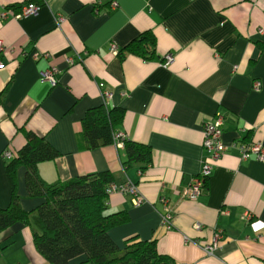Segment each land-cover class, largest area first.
Wrapping results in <instances>:
<instances>
[{
	"label": "crops",
	"instance_id": "1",
	"mask_svg": "<svg viewBox=\"0 0 264 264\" xmlns=\"http://www.w3.org/2000/svg\"><path fill=\"white\" fill-rule=\"evenodd\" d=\"M29 3L37 14L14 17ZM96 6V0H0V206L12 195L2 153L17 154L33 132L60 153L39 164L45 183L108 171L116 185L136 187L137 194L108 197L107 212L128 217L109 230L120 248L137 237L155 241L176 264H264V161L244 160L239 149L264 143V0H101L99 11ZM4 10L10 15L2 17ZM145 32L156 38L152 60L126 49ZM168 53L175 59L165 66ZM50 68L54 84L42 78ZM104 88L112 92L106 102ZM102 105L124 109L117 131L147 145L151 162L125 163V149L114 141L86 147L82 120ZM217 116L230 149L215 161L201 194L187 198L185 188L210 159L204 125ZM26 171L18 168L17 192L31 222L0 234V264H51L34 243L43 199L29 195ZM163 198L171 227L163 223ZM217 231L219 246L208 253ZM10 236L14 242L2 249ZM84 259L74 263L89 264Z\"/></svg>",
	"mask_w": 264,
	"mask_h": 264
},
{
	"label": "trees",
	"instance_id": "2",
	"mask_svg": "<svg viewBox=\"0 0 264 264\" xmlns=\"http://www.w3.org/2000/svg\"><path fill=\"white\" fill-rule=\"evenodd\" d=\"M126 49L143 59L156 58V38L145 32ZM124 109H108L102 105L86 112L82 120V138L89 149L111 144L117 127L122 123ZM27 143L7 160V172L12 183L8 206H0V234L18 223L30 224V212L25 210L17 192V171L26 168V185L31 197H41L37 207L41 231L34 232V243L39 253L51 264H176L174 259L158 251L153 240L131 237L120 248L109 230L127 220L125 212L108 213V188L113 181L110 172L77 176L66 182L47 184L39 173V164L60 155L44 137L27 132ZM127 161L151 162V149L144 144L124 141ZM13 236L1 246L14 242Z\"/></svg>",
	"mask_w": 264,
	"mask_h": 264
},
{
	"label": "built area",
	"instance_id": "3",
	"mask_svg": "<svg viewBox=\"0 0 264 264\" xmlns=\"http://www.w3.org/2000/svg\"><path fill=\"white\" fill-rule=\"evenodd\" d=\"M97 6L95 7L96 11H99L98 5L101 4V0H96ZM39 7L33 3L26 4L22 6L21 11L17 13H12L14 17L16 18H22L30 15H35L38 13ZM10 15L9 10H4L1 13L2 17H7ZM62 18H60L59 21H61ZM3 48L2 44L0 43V49ZM112 52L114 54L119 53V46L116 43L112 44ZM175 59V56L173 53H168L165 58L163 64L165 66L172 63ZM69 61H72L70 58H68ZM2 66V62H0V67ZM56 69L50 68L44 72H42V78L44 80L50 81L52 84L56 83V75H55ZM261 87L260 81H256L254 84V88L258 90ZM103 98L105 102L107 99L112 97V92L108 88H104L102 91ZM223 118L222 116H217L213 120H210L205 123L204 125V141L203 145L205 149L210 154V159L207 161H204L202 164V167L199 171V173L194 176L191 184L185 188L183 192V196L191 199L197 198L202 192V189L204 188L205 182L207 181L208 177L210 176L214 166L215 161L219 160L229 149L230 146L227 145L224 142L223 139ZM127 139V136L124 132L118 131L114 135V142L119 147H124V141ZM239 149L241 153V158L246 160L251 158L252 156L260 161H264V143L262 141H250L248 143L239 144ZM2 157L4 159H11L13 157V153L10 151H6L2 153ZM108 192L114 193V192H122V193H133L137 194L136 187L131 183H126L121 186L116 185L114 182L110 184V187L108 188ZM162 203L164 206L165 214L163 215V223L166 224L168 227L172 226V209L171 206L166 199H162ZM247 218L251 217V214L248 213L246 215ZM197 227H200L198 225ZM221 232L217 231L214 237V240L209 245L205 246V249L208 253H213L214 250H216L219 246V240L221 239Z\"/></svg>",
	"mask_w": 264,
	"mask_h": 264
}]
</instances>
